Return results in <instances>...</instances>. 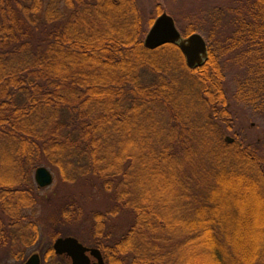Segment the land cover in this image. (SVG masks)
Listing matches in <instances>:
<instances>
[{
  "label": "trees",
  "instance_id": "obj_1",
  "mask_svg": "<svg viewBox=\"0 0 264 264\" xmlns=\"http://www.w3.org/2000/svg\"><path fill=\"white\" fill-rule=\"evenodd\" d=\"M228 1L209 28H179L208 45L191 69L177 45L144 46L160 3L147 14L139 0H0V249L38 243L27 175L46 166L110 196L92 226L104 264H264V159L227 141L222 64L235 55L248 66L234 98L263 116L264 0ZM121 215L113 239L106 219ZM52 228L53 242L66 234Z\"/></svg>",
  "mask_w": 264,
  "mask_h": 264
},
{
  "label": "rangeland",
  "instance_id": "obj_2",
  "mask_svg": "<svg viewBox=\"0 0 264 264\" xmlns=\"http://www.w3.org/2000/svg\"><path fill=\"white\" fill-rule=\"evenodd\" d=\"M144 7L145 12L150 13L155 3H160L171 15L178 29H185L190 22H197L205 27H210V16L214 14L220 6L227 7L228 0H139ZM233 7H235L233 5ZM223 11V10H222ZM226 11V10H224ZM149 15H147L146 20ZM207 25V26H206ZM148 27V32L151 27ZM179 29V30H180ZM148 34V33H147ZM147 36V35H146ZM146 38V37H145ZM235 55H230L222 60L225 68V90L233 107L235 122L233 128L227 135V138L234 139V142H243L253 144L258 148L260 156L264 159V115L252 118L250 110L241 102L235 100L234 92L238 82L245 76L248 66L239 64ZM237 138V139H236ZM2 149V152H1ZM4 149L0 147V175L4 169L2 153ZM46 167V166H44ZM54 178L51 186L41 188L35 180L37 169L28 171L30 186L33 188L39 202L35 208V219L38 221L39 240L36 245L25 247L21 240L13 246L0 249V264H23L34 254H39L42 264H72L70 260L54 256L49 262H44L45 252L52 247L54 242L51 240V230L56 224H63L66 234L63 237H74L88 248H94L92 238V226L96 222V212H107L113 206L110 196L106 192H100L84 185H71L63 182L61 176L52 168L47 167ZM13 175V171L9 169ZM67 203H73L75 207L71 211L69 220L64 217V209ZM28 215L35 214L34 211H27ZM3 211L0 207V219L3 217ZM108 218V217H107ZM6 220V217L4 219ZM105 232L111 233L113 239H119L127 228V219L124 215L106 219ZM24 254H23V253ZM22 253L25 260H19Z\"/></svg>",
  "mask_w": 264,
  "mask_h": 264
},
{
  "label": "water",
  "instance_id": "obj_3",
  "mask_svg": "<svg viewBox=\"0 0 264 264\" xmlns=\"http://www.w3.org/2000/svg\"><path fill=\"white\" fill-rule=\"evenodd\" d=\"M168 44L177 45L180 48L188 67L191 69L202 67L208 60V45L204 37L198 33L183 37L175 19L171 15L163 13L156 19L148 32L144 46L148 50H157ZM227 141L234 143V139L229 137ZM35 180L41 188L49 187L54 182L52 173L46 167H39L36 170ZM53 251L57 256L68 257L72 264H93L92 258L97 261V264H104L103 255L99 249L85 247L74 237L56 239L53 244ZM41 263L40 255L34 254L25 264Z\"/></svg>",
  "mask_w": 264,
  "mask_h": 264
},
{
  "label": "flooded vegetation",
  "instance_id": "obj_4",
  "mask_svg": "<svg viewBox=\"0 0 264 264\" xmlns=\"http://www.w3.org/2000/svg\"><path fill=\"white\" fill-rule=\"evenodd\" d=\"M92 262H94V259H92Z\"/></svg>",
  "mask_w": 264,
  "mask_h": 264
}]
</instances>
